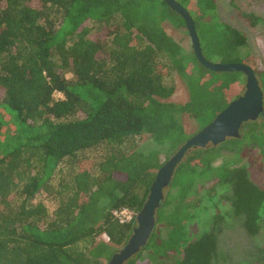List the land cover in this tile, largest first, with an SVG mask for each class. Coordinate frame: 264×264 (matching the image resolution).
<instances>
[{
    "label": "trees",
    "instance_id": "16d2710c",
    "mask_svg": "<svg viewBox=\"0 0 264 264\" xmlns=\"http://www.w3.org/2000/svg\"><path fill=\"white\" fill-rule=\"evenodd\" d=\"M177 1L195 21L205 57L252 67L264 91V71L243 51L246 35L216 16L205 20L216 0ZM164 21L186 27L165 0H0V264L110 259L134 225L114 211L141 209L163 164L161 149L172 155L189 138L183 114L203 128L242 94L244 73L206 68ZM176 76L189 91L184 103L169 100ZM145 134L159 147L138 146ZM252 135L264 147V135ZM243 142L231 137L185 155L157 211L168 233L156 227L125 264H141L143 250L154 261L174 255L175 264H215L225 216H211L210 230L194 239L187 233L202 180H216L206 195L228 193L246 231L263 235L264 189L245 164L214 166L223 150L237 153ZM63 165L72 170L53 185ZM52 195L53 210L46 205ZM101 234L109 243L97 240Z\"/></svg>",
    "mask_w": 264,
    "mask_h": 264
},
{
    "label": "rangeland",
    "instance_id": "374dc122",
    "mask_svg": "<svg viewBox=\"0 0 264 264\" xmlns=\"http://www.w3.org/2000/svg\"><path fill=\"white\" fill-rule=\"evenodd\" d=\"M216 5V10L208 13L205 20H212L216 16L219 18L218 20L226 22L242 31L247 37V49L243 51L250 52L256 63V72L264 71V0H216ZM243 15H255L258 20H251L250 17ZM163 27L168 34L181 44L185 51L193 50L192 41L186 27L177 28L169 21H164ZM204 31L207 30L204 29ZM238 58L235 54L231 57L233 61ZM69 77H71L70 73L68 74ZM259 81L261 84L260 79ZM175 83V92L169 100L178 103L186 102L189 99V91L184 79L176 76ZM56 97L63 98L64 96L57 92ZM182 120L186 134L189 137L202 128L198 120L190 117L188 114H183ZM249 123L251 125L247 124L248 126H243L240 130L241 135L239 138H242L244 141L241 150L237 153L223 150L222 156L215 161L214 166L230 165L231 167H235L245 164L249 168L252 181L264 189V147H261L257 140H253L252 135H264V117H259ZM236 142L238 145L241 144L239 140H236ZM138 146L141 148L150 147L152 149L159 147L151 140L148 134L143 135L138 140ZM166 150L167 146H164L160 152V158L163 163L171 156ZM71 170L72 168L66 165L60 166L56 177L52 180V184L56 185L61 176ZM215 182L216 180H202L196 183L195 188L200 194V203L198 208L191 209L194 216L187 228L188 235L194 239L203 234L204 231H209L214 220L211 216L222 214L225 218L221 222L219 249L214 259L215 264H264V232L263 235L252 236L246 231L242 221L232 211L230 201L226 195L228 193L223 192L222 189L217 188L215 196L206 195V188L212 187ZM39 200H42V197ZM57 200L58 198H54L52 195L50 199L46 200V205L53 210L56 207ZM190 200L195 201V197H190ZM156 227L163 235L169 231L162 224H157ZM97 240H104L109 243L108 237L105 234H101ZM124 243L120 245L113 244L115 250L118 251ZM147 252V250L142 251L141 264H175L176 259L174 255L161 256L154 261L152 258L148 259ZM178 256L183 255L180 254ZM107 262L108 259H102V264H107Z\"/></svg>",
    "mask_w": 264,
    "mask_h": 264
},
{
    "label": "water",
    "instance_id": "95a60500",
    "mask_svg": "<svg viewBox=\"0 0 264 264\" xmlns=\"http://www.w3.org/2000/svg\"><path fill=\"white\" fill-rule=\"evenodd\" d=\"M168 6L179 13L185 21L197 60L206 68L216 72L244 73L245 88L207 125L191 135L161 165L150 186L146 201L136 215V225L123 246L108 260L107 264H125L137 255L150 240L157 225V211L162 206L165 190L172 184L175 171L185 155L197 147L219 145L229 137H239L244 122L254 121L264 116V91L252 67L237 62L220 63L206 59L202 52L196 25L188 9L177 0H165Z\"/></svg>",
    "mask_w": 264,
    "mask_h": 264
},
{
    "label": "built area",
    "instance_id": "2783aa9c",
    "mask_svg": "<svg viewBox=\"0 0 264 264\" xmlns=\"http://www.w3.org/2000/svg\"><path fill=\"white\" fill-rule=\"evenodd\" d=\"M114 215L120 223L130 222L134 220L136 217V213L133 210L126 207L115 210Z\"/></svg>",
    "mask_w": 264,
    "mask_h": 264
},
{
    "label": "clouds",
    "instance_id": "9594fccd",
    "mask_svg": "<svg viewBox=\"0 0 264 264\" xmlns=\"http://www.w3.org/2000/svg\"><path fill=\"white\" fill-rule=\"evenodd\" d=\"M58 93H60V94H62L61 92H58ZM64 96V95H63ZM136 215H137V212H136ZM117 219V218H116ZM118 220V219H117ZM133 222H134V225H133V227L136 225V217H135V219L133 220ZM106 235V234H105ZM131 235V234H130ZM130 237V236H129ZM127 241V240H126ZM109 260V259H108Z\"/></svg>",
    "mask_w": 264,
    "mask_h": 264
},
{
    "label": "flooded vegetation",
    "instance_id": "af4514ba",
    "mask_svg": "<svg viewBox=\"0 0 264 264\" xmlns=\"http://www.w3.org/2000/svg\"><path fill=\"white\" fill-rule=\"evenodd\" d=\"M263 117H264V116H263ZM247 122H248V121H247ZM247 122H244V123L242 124L241 129L243 128V126H244L245 123H247ZM241 129H240V130H241ZM240 133H241V131H240ZM240 135H241V134H240ZM229 138H230V137H229ZM229 138H228V139H229ZM238 138H239V137H238Z\"/></svg>",
    "mask_w": 264,
    "mask_h": 264
}]
</instances>
